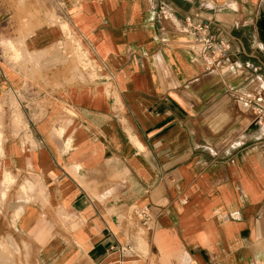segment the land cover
Listing matches in <instances>:
<instances>
[{"label": "crops", "instance_id": "crops-1", "mask_svg": "<svg viewBox=\"0 0 264 264\" xmlns=\"http://www.w3.org/2000/svg\"><path fill=\"white\" fill-rule=\"evenodd\" d=\"M259 107L264 0H0V264H264Z\"/></svg>", "mask_w": 264, "mask_h": 264}, {"label": "built area", "instance_id": "built-area-1", "mask_svg": "<svg viewBox=\"0 0 264 264\" xmlns=\"http://www.w3.org/2000/svg\"><path fill=\"white\" fill-rule=\"evenodd\" d=\"M189 29L195 33L198 42L201 44L202 54L212 59L222 57L230 49V43L219 39L211 30L209 24L206 23H190L187 25ZM258 114L264 121V108L259 107ZM137 217L144 227L150 226L152 222L150 208L146 205L139 206L136 209Z\"/></svg>", "mask_w": 264, "mask_h": 264}, {"label": "rangeland", "instance_id": "rangeland-1", "mask_svg": "<svg viewBox=\"0 0 264 264\" xmlns=\"http://www.w3.org/2000/svg\"><path fill=\"white\" fill-rule=\"evenodd\" d=\"M79 42L75 40L72 36H70V54H71V59H74V62H80L81 63V51L79 49ZM83 66V65H82ZM81 70L80 67L76 66L75 71L79 72Z\"/></svg>", "mask_w": 264, "mask_h": 264}]
</instances>
